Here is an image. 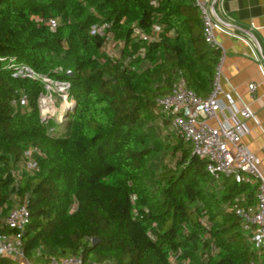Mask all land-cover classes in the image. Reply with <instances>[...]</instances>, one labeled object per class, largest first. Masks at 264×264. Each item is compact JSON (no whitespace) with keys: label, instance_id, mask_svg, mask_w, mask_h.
<instances>
[{"label":"trees","instance_id":"trees-1","mask_svg":"<svg viewBox=\"0 0 264 264\" xmlns=\"http://www.w3.org/2000/svg\"><path fill=\"white\" fill-rule=\"evenodd\" d=\"M193 3L0 0V236L18 234L5 218L25 205L29 264L258 262L227 210L251 206L257 184L210 177L154 113L179 83L200 98L212 89L221 52L205 43ZM11 60L35 77H13ZM42 76L69 85L62 122L40 116ZM29 150L36 168L24 171Z\"/></svg>","mask_w":264,"mask_h":264},{"label":"built area","instance_id":"built-area-1","mask_svg":"<svg viewBox=\"0 0 264 264\" xmlns=\"http://www.w3.org/2000/svg\"><path fill=\"white\" fill-rule=\"evenodd\" d=\"M193 6L199 13L205 43L209 48L219 50V45L213 37L214 26L207 4L194 0ZM47 26L52 30L56 27V22L49 20ZM105 27L106 25H103L95 32L100 34ZM154 31L158 32V28H154ZM1 61L4 59H0ZM220 67L221 58L215 68L212 89L207 97L200 98L188 90L183 83H179L170 95L155 101L154 113L165 116L169 130L191 147L193 155L205 162V171L213 179L236 177L241 174L255 179L257 182L255 204L247 207L233 205L228 211L239 217L253 251L259 255L264 249V178L259 169V159L242 144L246 129L238 119L239 117L244 121L250 119L252 115L246 107H243L234 111L225 122L217 120L220 109L218 97L221 92ZM8 68L13 70V77H35L29 68L17 66L12 60L8 62ZM61 85L68 92L69 85L67 83ZM248 90L253 94L255 86L249 85ZM24 159L26 160L24 171L36 168L31 150L24 153ZM28 219L25 205L17 206L9 212L5 218V225L9 229L18 231V234L10 237L0 236V258L12 257L24 260L20 234L27 225ZM201 224L205 225L204 222ZM48 264L90 263H84L81 257H70L51 260ZM248 264H257V262L250 261Z\"/></svg>","mask_w":264,"mask_h":264},{"label":"crops","instance_id":"crops-1","mask_svg":"<svg viewBox=\"0 0 264 264\" xmlns=\"http://www.w3.org/2000/svg\"><path fill=\"white\" fill-rule=\"evenodd\" d=\"M199 1L208 6L214 26L213 37L221 52L217 120L225 122L243 107L250 111V119L243 121L237 116L246 129L242 144L259 159L264 178V0ZM251 84L255 86L253 94L248 90ZM239 176L245 183L257 184L245 174L236 177ZM255 196L256 191L252 205ZM237 199L245 200L242 196ZM258 257L257 264H264V249ZM18 260L29 264L26 260Z\"/></svg>","mask_w":264,"mask_h":264},{"label":"rangeland","instance_id":"rangeland-1","mask_svg":"<svg viewBox=\"0 0 264 264\" xmlns=\"http://www.w3.org/2000/svg\"><path fill=\"white\" fill-rule=\"evenodd\" d=\"M42 78L44 91L39 95L38 99L40 116L42 120L50 119L55 122H62L65 119L64 111L72 108V102L69 101L67 96L68 92L61 85L64 83L56 82L45 76H42ZM166 131L169 132L168 129ZM24 264L27 263L24 262Z\"/></svg>","mask_w":264,"mask_h":264},{"label":"water","instance_id":"water-1","mask_svg":"<svg viewBox=\"0 0 264 264\" xmlns=\"http://www.w3.org/2000/svg\"><path fill=\"white\" fill-rule=\"evenodd\" d=\"M69 74H70V73H69ZM237 178H238V177H237ZM91 242H92V244L94 245V244L97 243V240L93 239Z\"/></svg>","mask_w":264,"mask_h":264}]
</instances>
